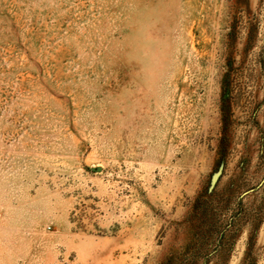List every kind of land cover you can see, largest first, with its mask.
I'll return each instance as SVG.
<instances>
[{
  "label": "rangeland",
  "instance_id": "1",
  "mask_svg": "<svg viewBox=\"0 0 264 264\" xmlns=\"http://www.w3.org/2000/svg\"><path fill=\"white\" fill-rule=\"evenodd\" d=\"M0 264H264V0H0Z\"/></svg>",
  "mask_w": 264,
  "mask_h": 264
},
{
  "label": "water",
  "instance_id": "2",
  "mask_svg": "<svg viewBox=\"0 0 264 264\" xmlns=\"http://www.w3.org/2000/svg\"><path fill=\"white\" fill-rule=\"evenodd\" d=\"M222 171H223V165L220 166V168L218 169V171H216L213 176H212V179H211V184H210V187H209V190H213L218 182V180L220 179V176L222 174Z\"/></svg>",
  "mask_w": 264,
  "mask_h": 264
}]
</instances>
